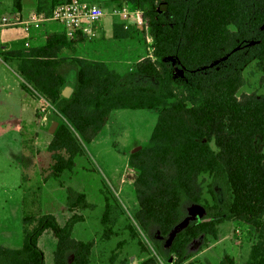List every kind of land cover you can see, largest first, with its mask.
Wrapping results in <instances>:
<instances>
[{"label": "trees", "instance_id": "1", "mask_svg": "<svg viewBox=\"0 0 264 264\" xmlns=\"http://www.w3.org/2000/svg\"><path fill=\"white\" fill-rule=\"evenodd\" d=\"M124 1L109 0L115 5ZM44 2L38 0L40 12ZM135 2L153 42L151 53L126 74L101 60L60 55L67 41L61 33L48 35L41 46L1 52L5 60H16L21 77L54 101L64 118L46 146L53 173L58 176L73 167L75 156L82 153L76 135L90 142L113 109H153L157 117L148 143L130 152L127 159V167L136 171L132 181L138 204L136 223L147 235L157 231L160 238H154V244L163 252L161 238L184 219L187 204H197L203 216L170 239L167 251L174 255V264L183 262L189 243L198 236L216 239L223 220H239L253 229L255 238L245 264H264V151L256 143L257 138L264 142V94H238L244 84L242 69L252 60L264 82V0ZM13 5L20 10V0H13ZM130 32L121 21L113 22V38H127ZM175 67L180 70L177 77ZM72 69L73 91L63 97L65 76ZM135 76L155 82L135 83L131 80ZM202 175L208 177L205 185ZM88 205L83 192L69 188L61 208ZM114 210L118 207L107 202L100 217L106 238L117 221ZM81 219V214L73 212L59 225L51 213L24 216L21 245L0 244V264H44L37 244L46 229L56 239L54 264H89L93 240L71 234ZM141 264L158 263L149 256ZM219 264H234V258L224 253Z\"/></svg>", "mask_w": 264, "mask_h": 264}, {"label": "rangeland", "instance_id": "2", "mask_svg": "<svg viewBox=\"0 0 264 264\" xmlns=\"http://www.w3.org/2000/svg\"><path fill=\"white\" fill-rule=\"evenodd\" d=\"M63 1L66 0H45L41 11L48 12L54 4ZM81 1L102 8L103 15L99 20L111 16L117 22L122 21L121 15L113 13V9L123 5L129 11L140 9L135 0H125L121 5L109 0ZM14 10L13 0H0V15L11 14ZM127 15L132 20L130 14ZM99 20L92 25L98 34L91 37L85 35V41L91 46H99L102 41L103 49L88 53L90 59L103 57L111 69L126 74L139 59L151 53L153 39L145 23L130 24V36L115 39L112 36L106 38L104 31L99 32ZM0 65L3 67L0 66V244L12 248L21 245L24 216L38 217L51 213L62 225L76 212L81 214L82 219L73 225L71 234L76 239L93 240L89 264H141L149 256L154 257L158 264H174V255L167 251L172 234L188 222L200 219L204 211L197 204H187L186 216L166 237L161 238L163 252L157 251L153 240L160 238L157 231L152 235L145 234L134 219L138 204L132 181L136 171L127 167L129 153L148 143L157 111L113 109L102 130L90 142L81 141L74 132L82 153L75 156L70 170H63L56 176L52 169L53 161L46 151L53 134L48 127L53 120L57 121V125L64 121L63 116L55 102L49 99L43 103L44 109L39 107L40 98L36 96L35 89L17 74L14 62H0ZM173 70L174 76H179L180 70L177 67ZM242 71L244 84L238 94L263 95L264 82L260 80L261 72L255 60L247 63ZM66 76L64 86H72L75 72L70 70ZM131 80L135 83L155 82L142 76L131 77ZM256 143L264 151V142L257 138ZM209 144L216 149L213 141ZM202 178L205 185L208 177L202 175ZM69 188L83 192L89 205L74 210L61 208L65 206ZM215 189L220 199V189L217 186ZM204 196L208 197L206 193ZM107 202L118 207L113 211L115 215L118 213L117 221L108 238L103 236L100 223ZM33 224L31 222L28 228ZM254 238L253 229L246 223L223 220L216 239L206 237L204 240L200 235L189 243L187 256L181 264H219L224 253L234 258V264H245ZM55 245L56 239L50 230H44L37 244L43 253L44 264H54Z\"/></svg>", "mask_w": 264, "mask_h": 264}, {"label": "crops", "instance_id": "3", "mask_svg": "<svg viewBox=\"0 0 264 264\" xmlns=\"http://www.w3.org/2000/svg\"><path fill=\"white\" fill-rule=\"evenodd\" d=\"M37 5H38V0H20V6H21L20 10L15 9L11 14L8 15L1 14L0 16L13 17L14 19L18 18L23 21L29 16L31 12L39 10ZM115 21L117 20H114L111 16H106L101 20H99V25H98L99 32L104 31L106 38L111 37L112 24ZM97 32L98 30L96 31V33ZM53 33H61L65 35V30L63 26L58 22L48 19L42 21L37 27L31 26L27 30L24 28L23 24H19L14 27L3 28L0 31V62L8 63L12 61L14 62L16 68V60L15 59L5 60L1 55V52L21 48L24 46H41L45 43L46 37ZM85 35L86 34H81L77 38H74L73 40H70L69 39L70 37H67L65 35L67 41L65 45L60 49V55L66 57L80 56L90 59L89 55H87L88 53H91V51L94 52L102 51L103 47L101 46V44L102 43L104 44V42L101 41L99 46H91L90 44H87V42L85 41V37H86ZM95 60H101L104 61L106 64H108L107 60H105L103 57ZM71 71L74 70L72 69ZM2 72L3 71L1 70V74ZM17 74L20 75L18 71ZM67 86L73 87V85L71 86V84ZM173 235L174 233L172 234V236Z\"/></svg>", "mask_w": 264, "mask_h": 264}, {"label": "built area", "instance_id": "4", "mask_svg": "<svg viewBox=\"0 0 264 264\" xmlns=\"http://www.w3.org/2000/svg\"><path fill=\"white\" fill-rule=\"evenodd\" d=\"M113 13L120 14L124 28L129 25H141L145 23L142 17V10L134 9L129 11L125 5L121 8H114ZM130 18L128 19V15ZM103 15L102 8L97 4L87 3L81 0H66L56 3L52 6L50 13L47 15L44 12L33 11L23 21L13 17L0 16V31L6 27L23 24L27 30L29 27H37L42 21L53 20L61 24L65 30L67 37H73L75 34H86L91 37L96 34L92 25L96 23ZM36 91V90H35ZM36 96L40 98V108L44 109L43 103H47V98L36 91Z\"/></svg>", "mask_w": 264, "mask_h": 264}, {"label": "water", "instance_id": "5", "mask_svg": "<svg viewBox=\"0 0 264 264\" xmlns=\"http://www.w3.org/2000/svg\"><path fill=\"white\" fill-rule=\"evenodd\" d=\"M72 91H73V87H70V86H67V85H65V86H63V88L61 89V95L63 96V97H69L70 96V94L72 93ZM56 126H57V121L56 120H53L51 123H50V125H49V127H48V131L49 132H51V133H53L54 132V130H55V128H56ZM137 148H135L134 150H136ZM133 150V151H134Z\"/></svg>", "mask_w": 264, "mask_h": 264}]
</instances>
